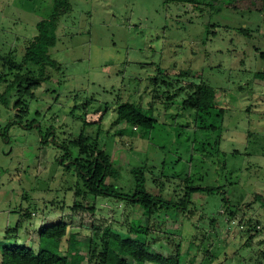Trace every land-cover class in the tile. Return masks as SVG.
Here are the masks:
<instances>
[{
	"label": "rangeland",
	"instance_id": "rangeland-1",
	"mask_svg": "<svg viewBox=\"0 0 264 264\" xmlns=\"http://www.w3.org/2000/svg\"><path fill=\"white\" fill-rule=\"evenodd\" d=\"M54 2L0 0V55L12 51L22 60ZM211 3L195 9L167 0H70L48 77L33 96L24 93L22 116L13 73L0 62V264H17L7 251L16 243L68 249L73 262L86 264L92 224L126 233L127 222L139 218L141 231L180 233L181 264H264V0ZM191 81L206 84L199 108L183 104ZM178 88L184 90L169 99ZM127 101L152 114L155 126L116 121ZM82 132L91 139L88 159L97 155L105 164L103 192L111 183L133 188L144 177L149 191L175 200L187 174L219 188L195 193L191 211H171L164 222L112 197L95 199L91 211L84 206L94 199L76 194L77 182L85 183L66 166L72 157L61 162ZM70 149L75 157L78 149ZM27 208L30 216L22 217ZM249 219L260 221L253 238L245 231ZM62 220L79 232L78 245L67 237L39 240L43 224Z\"/></svg>",
	"mask_w": 264,
	"mask_h": 264
},
{
	"label": "trees",
	"instance_id": "trees-1",
	"mask_svg": "<svg viewBox=\"0 0 264 264\" xmlns=\"http://www.w3.org/2000/svg\"><path fill=\"white\" fill-rule=\"evenodd\" d=\"M167 1L191 4L195 9H202L212 4V0ZM233 1L235 2L236 0ZM69 5L70 0H55L52 14L37 22V32L27 41L22 60H18L12 51L8 55H0L2 66L13 73V82L18 86V99L16 101V106L19 108L18 116L28 113V104L23 99L24 93L29 92L33 96L34 89L48 77L46 67L51 60L50 49L57 43L56 28L59 16L62 12V7L67 8ZM34 66H37L36 72L33 68ZM188 72L181 71L180 74L187 75ZM6 76L7 73L5 72L2 79L6 80ZM162 82L168 87H171L172 81L170 79L162 80ZM205 87L206 84L204 82L197 83L191 81L188 85L190 91L186 95L187 97H184L183 104L187 107L199 108L200 98L204 93ZM180 88L170 93L168 98L171 99L181 90H184V88ZM116 121H126L133 127L137 126L138 128L149 130L155 126L156 118L142 108L140 104L127 101L118 105ZM34 123L35 121L32 120L29 126H33ZM90 140V137L82 132L79 138L69 141V144L66 145L65 157H62L61 160L62 164H65V161L72 157L66 166L68 168L75 167L78 177L85 183V186L82 187L80 186L81 183L77 182L76 194L78 195L84 192L86 197H92L94 199L91 205L84 206L75 204L73 209L84 206L91 211H95V199L103 196L106 198L112 197L116 200L126 202L130 206L139 205L147 211L149 218H161L160 221L164 222L167 220L168 213L171 211H191L195 193L207 192L208 194H212L215 193V189L219 188L209 185H198L194 181V176L187 174L178 183L181 193H178L179 197L175 200L149 191L144 177L135 179L133 188L111 183L107 190L103 192V189L101 190L99 188V179L104 174L105 164L97 155L92 160L88 159L91 150ZM46 141V137H42L41 142ZM92 146L94 148L96 146L97 148V141L93 142ZM71 147L78 149L75 157H73ZM159 184L162 187L164 182ZM224 200H226L225 197ZM30 211L27 208L22 217L30 216ZM235 213L236 210H232L230 216L233 217ZM259 223V220L253 221L249 219L246 221L247 228L245 231L249 232L250 238L254 237L255 230L256 232L259 231L256 228ZM141 224L142 220L140 218L128 221L126 233L118 230L111 223L102 227L92 224L90 232L88 233L90 240L86 264H181L182 240L181 238L175 240V235L179 236L178 234L180 233L176 232V230H170L167 227L161 228L160 225H158L160 228H149L148 226L144 231H141ZM80 232L84 233V229ZM78 233L70 230L67 222L62 220L50 225L43 224L40 228L39 240L42 241L44 239L61 243L67 237L69 246L78 245ZM196 240L197 237L194 236L192 241L196 242ZM204 243L205 240L203 237L201 246ZM162 250H168L169 253L166 255ZM7 251L15 259L17 264H76L70 259L68 249L54 250L47 247L43 248L40 245L38 249H35L32 244L16 243L15 246L8 248ZM261 253L264 256V249Z\"/></svg>",
	"mask_w": 264,
	"mask_h": 264
}]
</instances>
